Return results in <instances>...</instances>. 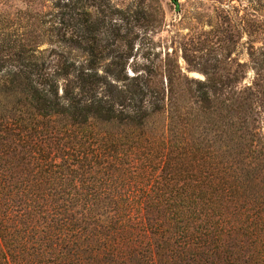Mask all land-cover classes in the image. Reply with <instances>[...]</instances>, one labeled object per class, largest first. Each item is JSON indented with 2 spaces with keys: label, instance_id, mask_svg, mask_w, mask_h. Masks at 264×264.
<instances>
[{
  "label": "trees",
  "instance_id": "1",
  "mask_svg": "<svg viewBox=\"0 0 264 264\" xmlns=\"http://www.w3.org/2000/svg\"><path fill=\"white\" fill-rule=\"evenodd\" d=\"M48 2L0 36V264H264V47L130 76L104 0Z\"/></svg>",
  "mask_w": 264,
  "mask_h": 264
},
{
  "label": "rangeland",
  "instance_id": "2",
  "mask_svg": "<svg viewBox=\"0 0 264 264\" xmlns=\"http://www.w3.org/2000/svg\"><path fill=\"white\" fill-rule=\"evenodd\" d=\"M102 38L134 69L170 65L205 80L206 65H251L250 53L264 47V0H104ZM48 0H0V36L37 42L35 15L50 11ZM107 61L101 65H108ZM100 65V64H99ZM250 73L247 83L253 80Z\"/></svg>",
  "mask_w": 264,
  "mask_h": 264
}]
</instances>
